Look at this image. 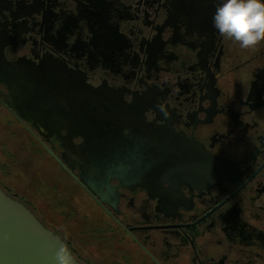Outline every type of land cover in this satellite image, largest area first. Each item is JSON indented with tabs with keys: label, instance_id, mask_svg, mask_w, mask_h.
I'll list each match as a JSON object with an SVG mask.
<instances>
[{
	"label": "flooded vegetation",
	"instance_id": "1",
	"mask_svg": "<svg viewBox=\"0 0 264 264\" xmlns=\"http://www.w3.org/2000/svg\"><path fill=\"white\" fill-rule=\"evenodd\" d=\"M220 2L0 0L4 59L45 67L59 77L49 93H81L84 111H110V128L68 139L52 123L64 113L27 110L0 82L32 147L102 217L68 237L54 227L80 262L103 264L89 236L116 245L114 264H264V41L222 37Z\"/></svg>",
	"mask_w": 264,
	"mask_h": 264
},
{
	"label": "water",
	"instance_id": "2",
	"mask_svg": "<svg viewBox=\"0 0 264 264\" xmlns=\"http://www.w3.org/2000/svg\"><path fill=\"white\" fill-rule=\"evenodd\" d=\"M3 49L4 43L0 42V82L7 84L8 96L20 100L19 104L26 105L27 110L33 107L50 115L64 113L62 119H52V123L58 131L66 129L68 139L78 133L75 129L88 132L110 128L109 120L106 122L109 117L106 112L110 111L104 106L83 104L87 108L84 111L80 102L71 99L80 97L81 93L73 91L63 100L50 94L48 87L52 86H47L46 81H57L59 77H52L45 67L33 66L25 60L6 61ZM6 100L15 106L9 98ZM96 112H102L106 118L89 116ZM64 246L72 253L58 233L48 228L28 205L10 196L0 184V264H55V253ZM76 261L84 264L77 258Z\"/></svg>",
	"mask_w": 264,
	"mask_h": 264
},
{
	"label": "rangeland",
	"instance_id": "3",
	"mask_svg": "<svg viewBox=\"0 0 264 264\" xmlns=\"http://www.w3.org/2000/svg\"><path fill=\"white\" fill-rule=\"evenodd\" d=\"M0 184L10 196L30 208L34 206L35 213L49 225L48 228L54 230L55 227L65 232L66 237V230L72 233L82 227L88 230L100 228L102 217L83 201L68 174L55 160L32 147L31 140L18 127L17 120L1 104ZM46 206L55 209V215L50 209L46 213ZM105 239H90L88 236L83 237L82 241L92 254L100 255L103 264H114L112 261L118 260L119 253L115 250L116 245L108 247L109 242H105ZM103 243H107V246Z\"/></svg>",
	"mask_w": 264,
	"mask_h": 264
},
{
	"label": "clouds",
	"instance_id": "4",
	"mask_svg": "<svg viewBox=\"0 0 264 264\" xmlns=\"http://www.w3.org/2000/svg\"><path fill=\"white\" fill-rule=\"evenodd\" d=\"M219 34L251 49L264 41V0H221L213 15ZM55 264H77L66 246L55 253Z\"/></svg>",
	"mask_w": 264,
	"mask_h": 264
},
{
	"label": "trees",
	"instance_id": "5",
	"mask_svg": "<svg viewBox=\"0 0 264 264\" xmlns=\"http://www.w3.org/2000/svg\"><path fill=\"white\" fill-rule=\"evenodd\" d=\"M2 186V185H1ZM3 189H4V187H3ZM5 190V189H4Z\"/></svg>",
	"mask_w": 264,
	"mask_h": 264
}]
</instances>
